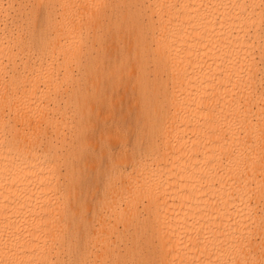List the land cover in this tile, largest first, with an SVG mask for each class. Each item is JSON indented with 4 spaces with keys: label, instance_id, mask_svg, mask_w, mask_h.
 Returning a JSON list of instances; mask_svg holds the SVG:
<instances>
[{
    "label": "bare ground",
    "instance_id": "obj_1",
    "mask_svg": "<svg viewBox=\"0 0 264 264\" xmlns=\"http://www.w3.org/2000/svg\"><path fill=\"white\" fill-rule=\"evenodd\" d=\"M0 264H264V0H0Z\"/></svg>",
    "mask_w": 264,
    "mask_h": 264
}]
</instances>
